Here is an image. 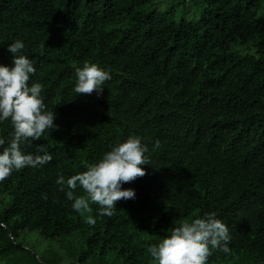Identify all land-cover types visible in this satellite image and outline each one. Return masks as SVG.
<instances>
[{
	"label": "trees",
	"instance_id": "obj_1",
	"mask_svg": "<svg viewBox=\"0 0 264 264\" xmlns=\"http://www.w3.org/2000/svg\"><path fill=\"white\" fill-rule=\"evenodd\" d=\"M185 1L156 12L153 0H0V64L24 42L37 69L29 84H41L58 126L22 145H46L49 164L0 182V262L59 264L54 250L27 247L33 232L63 242L76 264H155L148 244L215 212L229 251L213 249L207 264H264V0H191L190 19ZM85 61L110 71L99 95L73 90ZM129 136L149 148L145 175L122 184L135 198L89 225L98 206L74 211L55 180Z\"/></svg>",
	"mask_w": 264,
	"mask_h": 264
},
{
	"label": "clouds",
	"instance_id": "obj_2",
	"mask_svg": "<svg viewBox=\"0 0 264 264\" xmlns=\"http://www.w3.org/2000/svg\"><path fill=\"white\" fill-rule=\"evenodd\" d=\"M24 49L23 41L10 42L7 51L12 55L11 67L0 64V123L9 121L12 126L10 139L6 141L0 136V182L14 171L25 167L40 168L53 159L44 144H37L35 153H27L22 148L26 141H38L45 131L50 135L53 129L58 128L54 123L53 110H46L41 84H29L37 69L24 54ZM75 76L73 90L76 96L93 92L99 95L104 83L112 78L109 70L87 61L75 68ZM159 146V141H155L153 150ZM148 152V146L140 138L129 136L104 152L85 171L68 178L60 175L55 183L71 201L74 211H91L90 203L98 206L96 218L87 217V223L95 225L97 218L113 216L117 201L135 198V191L123 188L122 184L145 175L144 168L140 166L148 164ZM77 187L83 190L84 195H74ZM229 239L226 223L217 218L215 212H205L180 223L158 243L148 244L146 251L155 264H207L213 249L229 251Z\"/></svg>",
	"mask_w": 264,
	"mask_h": 264
},
{
	"label": "rangeland",
	"instance_id": "obj_3",
	"mask_svg": "<svg viewBox=\"0 0 264 264\" xmlns=\"http://www.w3.org/2000/svg\"><path fill=\"white\" fill-rule=\"evenodd\" d=\"M170 2V0H153V4L151 10L156 12H161L164 10L166 5ZM185 7L188 9V13L185 14L186 19H190L193 14L197 13V5L191 0L185 1ZM239 52H244L245 48L243 46H235L234 47ZM23 238L27 241V247L34 251L36 254H40L45 249L54 250L59 256V264H76L72 261L71 258L67 257L64 254L63 242L58 239L49 240L44 239L42 236L35 234L33 232H26L23 235ZM0 264H4L0 262Z\"/></svg>",
	"mask_w": 264,
	"mask_h": 264
}]
</instances>
